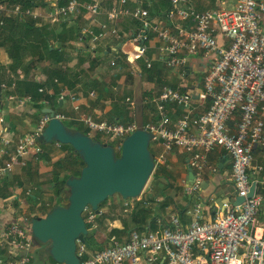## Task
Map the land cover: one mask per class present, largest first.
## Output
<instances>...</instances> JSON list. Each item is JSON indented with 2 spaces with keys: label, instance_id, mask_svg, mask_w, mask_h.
<instances>
[{
  "label": "built area",
  "instance_id": "obj_1",
  "mask_svg": "<svg viewBox=\"0 0 264 264\" xmlns=\"http://www.w3.org/2000/svg\"><path fill=\"white\" fill-rule=\"evenodd\" d=\"M170 3L161 17L150 16L140 0H114L104 12L99 2L78 0L63 4L50 2L45 13H40L39 8L22 9L17 3L10 8L19 16L49 24L72 18L80 7L92 21L103 13L106 19L96 22L98 30L93 26L95 23L82 27L79 38H88L91 51H95L93 42L124 39L122 43H130L132 51H122V56L136 67L133 72L139 77L140 59L146 68L159 59L166 69H181L182 75L188 66L192 68L188 65L192 58L202 66V91L198 82L183 88L163 84L147 100L155 103V114L144 123V129L151 135L149 146L161 148L154 155L155 166L164 165L167 153L174 147L186 154L187 168L193 172V178L190 182L183 179L182 188L194 199L193 208L187 211L190 222L184 225L179 215L173 214L168 224L161 225L158 221L155 230L131 229L126 240L110 235L107 245L91 254L87 253L85 243L77 241L79 264H155L160 253L168 264H264V219L260 220L259 216L263 196L256 192V180L253 195L248 197L254 180L250 172L263 171L261 165L254 166L252 162L254 151L264 148V0H234L233 4L216 0L214 6L203 10L194 8L189 0H170ZM0 11H7L5 4L0 5ZM126 19L139 21L135 33L120 28ZM150 50L154 51L151 56ZM116 58L119 57L110 60V66L115 65ZM0 88L8 86L1 83ZM67 95L72 109L80 113L77 120L90 131L121 141L136 127L135 121L118 124L96 120L80 112L77 96ZM67 95L62 90L58 101ZM7 98L14 96L9 94ZM41 103L46 106L48 101L42 99ZM55 117L65 119L62 113L55 112ZM48 121L49 115L43 113L34 130L12 139L0 115V179L44 152L36 138ZM216 148L223 149L229 158L233 193L244 197L239 204L230 201L233 194L220 199L219 204L215 195L202 194L206 174L218 171L216 163L210 161V154ZM203 202L214 206L212 218L203 219ZM85 212L88 214L85 223L96 227L97 214L90 208ZM25 220L19 217L0 223V248L10 256L5 264H36V248ZM54 264L61 263L54 261Z\"/></svg>",
  "mask_w": 264,
  "mask_h": 264
},
{
  "label": "trees",
  "instance_id": "obj_2",
  "mask_svg": "<svg viewBox=\"0 0 264 264\" xmlns=\"http://www.w3.org/2000/svg\"><path fill=\"white\" fill-rule=\"evenodd\" d=\"M84 1L89 2L90 0ZM141 1H143L142 5L149 10V14L152 17H161L162 12L164 10H168L171 5L170 0ZM213 1L214 0H212V2ZM65 2H67V0H57L58 4H63ZM80 2H82V0ZM16 3L20 4L22 9L27 7H47V5L50 7V1L48 0H0V5L5 4L7 9V11H0V57L2 55L3 57H6V64H8L6 66L0 63V84L5 83L8 86L7 90L2 89L0 94L1 100L4 96L8 94H13L15 95V97L18 98L29 96L33 102L32 107L34 109V112L36 114H42L41 109L45 106L41 103L42 99H46L48 101L49 106L56 112H59V109L62 105H60V101H58V96L59 93L62 91V88L64 87L68 91L70 90V92H75V90H77V84H81L79 88L80 90L90 91L93 89L98 94L99 98L100 95L105 92V88L107 90L106 92L109 91L108 87L104 86L103 82H98L97 80L89 81L87 79L82 80L81 76L79 75V72H70L69 68L66 67L63 69V67L60 66V63L62 61H65L67 63L71 60V55L69 51L74 48L71 46V41H74L80 37V26L69 24V21L73 20L72 18H66L63 21L51 25L49 23H45L41 19H33L31 17L19 16L18 14L11 12L10 8H12V5ZM77 14L78 16L75 19L76 22H78L79 19L82 20V17L85 14V9L80 7ZM125 23H123L125 24V26L122 27L123 32H134L138 29L139 21L136 19H126ZM95 29L97 28L95 27ZM68 49L69 51H67ZM79 51L85 55H89L91 52L88 50V48ZM100 52L102 55L98 57H104V49L100 50ZM83 54L77 57L78 67L81 66L86 59ZM148 55L151 56L150 51L148 52ZM116 57L119 58H116L115 65L110 66L113 70L111 75L114 78L115 76L119 77L121 75L118 71L122 70L124 66L125 68L129 66L127 65L129 63L124 59L120 52H118ZM95 60H97L96 57L94 60H90V65L93 64L92 66H94ZM46 61H48V64L44 65L41 68V72H43L46 77L45 82L40 83L38 81H35L34 79H29L31 73L34 72V69L36 67L38 68L39 66H42L43 62ZM139 64L142 82L149 83V85L153 84L154 88L156 89L155 90L151 86V88H148L145 91L141 92V98L143 101L142 115L143 121L146 124L148 120L145 119L144 115L146 113V108H148L149 102H147V100L151 99L153 94L157 93L160 90L161 86L165 84V82H167L166 84L173 88H177L178 85L176 82H169L166 79L164 72L167 69L159 59H156L153 62V66L151 68H146L142 59H140ZM5 66L11 70L13 77L16 75L17 70H21V77L18 79V76L17 78H13L7 75L5 71ZM13 73L15 75H13ZM133 77V73H131V71L128 69V72L126 74V81L129 84L133 83ZM12 83H14V87L10 88ZM180 87L183 88L181 85ZM39 88H41L42 91H39ZM129 92L130 91L126 93ZM4 108V102L0 101V111ZM132 110L133 108L131 106H129V109L126 107L122 108L119 106L117 111H113V113L115 112L114 122L118 124L133 122L134 115ZM89 131L90 130L88 128L84 127V130L82 132L89 134ZM40 144L44 149L46 148L45 144L49 143ZM62 145L68 144H60V146ZM68 146L70 147V150L66 149L65 155L63 157L51 163L49 182L51 183V188L54 191V195L53 198H49L48 206L44 207L45 212H48L52 207L63 203V201L65 200V181L69 177L78 176L80 173V169L84 165L78 153L75 152L70 145ZM50 153L51 152H49V150L47 151V149H44V152L37 157V160H41L42 162L46 163L50 162ZM31 166V161L30 159H28L26 165L19 169V171H23L24 176H26L28 179L31 177ZM15 174H13V176ZM153 175L154 177L152 179V190L154 194H151L150 198L147 197L144 199L139 198L119 200V203L122 202L123 204L122 209L126 210L124 211L126 213V217L122 218L123 228L121 230L116 229L114 231L117 235L121 233L122 237H119L120 241L128 239L130 234L128 225L130 222L135 223V225H137V228L139 229H144L145 227H150L151 225L153 226V228H155L154 216L158 212L157 210H163L165 209V207H167L166 200H160V198H162L163 196V191L170 187L168 175L165 179L164 184L160 185L161 188L157 187V190H154L155 183L161 182L162 177L166 176L164 166L157 165ZM12 179L13 178L8 175L0 179V201L10 197L13 198V203L14 205H16L15 202H17V197H12L13 192L12 190L10 191V189L11 187L17 188L19 186H22V183L18 181L14 185ZM155 191H157V193H155ZM256 192L261 193L264 197V187H262V185L257 184ZM36 196L37 195H35V192L31 194L33 200H36ZM132 200H134L133 202L135 203L130 204L129 201ZM104 202L105 201H103L102 203ZM102 203L99 204V209L101 208L100 205ZM110 208L113 212L117 211V203L114 201V203L110 204L109 209ZM101 217V215H98L97 220L101 219ZM2 220L3 219L0 218V223L2 222ZM87 224L89 223H86V227L89 228L90 226H88ZM123 237H125V239H123ZM84 243L86 244L87 248H94L93 244L96 245L95 240L91 234L86 235ZM96 246V250L103 248V246ZM3 253L4 250L2 251V249H0V254Z\"/></svg>",
  "mask_w": 264,
  "mask_h": 264
},
{
  "label": "crops",
  "instance_id": "obj_3",
  "mask_svg": "<svg viewBox=\"0 0 264 264\" xmlns=\"http://www.w3.org/2000/svg\"><path fill=\"white\" fill-rule=\"evenodd\" d=\"M50 2H55L56 0H48ZM81 1V0H80ZM114 0H90L89 2H86L84 0H82L81 3H92V2H99L101 7H102V12H104L105 10L109 9V7L111 6V3ZM153 1V0H151ZM214 0L212 2V0H189L190 5H192L194 8L196 9H207V7H209V5H206V3H214ZM141 5L143 3V1H141ZM194 5H193V4ZM228 4H233L234 0H227ZM227 4V5H228ZM88 17V15L86 16ZM106 18L104 16V14H100L97 17L96 21H92V19H85L83 18L82 21H85L87 23V25H79L80 28L88 26V25H92L93 23H95L93 26L96 27L97 24L96 22L98 21H104ZM125 21L121 22V24L119 25L120 28L123 30V26H125ZM82 24V23H81ZM81 35V34H80ZM83 35H86L85 33ZM127 35V34H126ZM124 39H122L121 41H117L115 39H104L102 42H100L95 51H91L89 49L88 46V39L83 37L82 39L78 38L74 41H71L72 46L74 47L72 50L69 51V49L67 51L70 52L71 55V60L68 61L67 63L65 61H62L60 64L61 67L64 68H69L70 72L76 71L79 72V75L81 76V79H87L89 81H94L97 80L98 82H103L104 86L108 87L109 91L106 92V88H105V92L100 95V98L98 96V94L95 92V90H90V91H84V90H80V85L81 84H77L76 88L77 90H75V92H70V90L68 91L64 86V88H62V90L64 91L65 95L67 94H73L75 96H77L79 98L80 101V112L89 114V115H94L96 120H108V121H112L114 122V118H115V112L113 113V111H117L119 106L123 103L126 104V108L129 109V106H131L132 108H134V102H135V98H136V94H138L139 92H135L134 97H129V95L125 96V99L122 95V89L121 86L119 87L118 84H120V79H115L111 73L113 72V70L109 69V67L107 66V63L113 59L115 56H117L118 51L120 52V54H122V51H132V47L130 45V43L126 42V43H122ZM90 52V54L85 55L83 53H81L79 50H85L87 49ZM102 50L104 49V54L105 56L109 53V54H113L111 57H109L108 59H106L105 57H96L95 53L98 52V50ZM122 52V53H121ZM151 54L154 53V51L150 50ZM84 55L86 57L85 61L82 63L81 66L78 67L77 65V57L79 55ZM96 57L97 60H95L94 62V66H92L93 64L90 65V60H94ZM104 59H106V61H104ZM195 60L197 59H190L188 65L190 64V66L192 68H190V72L185 76L189 83L183 82L182 84H180L181 86H189L191 84H194V82H191V79H193L194 77L191 75V71L194 67L197 66V63L200 67H202L200 65L199 60H197V63H194ZM7 62V59H6ZM129 63V62H128ZM48 61L43 62L42 66H39L38 68L36 67L34 69V72L31 73L30 78L29 79H34L35 81H38L40 83H44L45 82V75L43 72H41V68L44 65H47ZM5 65V63H4ZM129 66H127L126 68L129 69L131 71V73H133L134 75L139 76L138 73L133 72V70L136 68L133 65L127 64ZM125 67V66H124ZM133 68V69H132ZM123 69V68H122ZM80 70V71H79ZM178 73H174L172 74L171 72H168L169 69H167L164 72V75L166 77L167 72L171 73L173 76L177 77L178 74L181 73V69H178ZM177 72V71H176ZM8 75V74H7ZM12 75V73H11ZM22 73L21 70H17L16 75L14 76V78L18 79L21 77ZM5 82V81H3ZM172 82H176V81H172ZM167 82H165L166 84ZM177 83V82H176ZM180 85H178L177 87H179ZM51 91V90H49ZM93 92L94 95H90V93ZM50 93V92H49ZM15 96V95H14ZM121 97V98H120ZM22 98L21 100H23L25 97H20ZM66 102L69 103L70 110H64L63 107L65 106ZM133 103V105H132ZM4 104H5V108H4V112L5 113V122L7 127V134H9V136L12 139H16L18 137H20L21 135H23V133L18 134V131L21 129L20 126L18 125V123L22 124L23 122V127H27V123L28 124H32L31 122L29 123L27 120H31V115H29L30 113L34 112V109L32 107L33 102L31 101H27L26 99H24L22 104H18L16 101L12 102V101H8L6 98L4 99ZM60 105L61 108L59 109V112L62 113L63 115H65V119L69 120L70 123L72 121H74L77 118H72L74 120L71 119L70 117V113L71 110L74 111L72 109V103L70 102L68 95L65 96V99H63V101H60ZM22 107H26L25 111L26 113L22 112ZM13 107L15 109H13ZM17 113L18 115L15 116L13 113ZM90 111V112H88ZM134 111V109L132 110ZM76 112V111H74ZM72 112L75 116L78 115L79 116V112L74 113ZM29 113V114H28ZM93 113V114H92ZM2 114V113H1ZM0 114V115H1ZM132 114V113H131ZM155 113H153L151 110H147V118L146 120L151 118V115H154ZM4 116V114H3ZM74 116V117H75ZM23 117H27V119H23ZM109 117V118H106ZM18 118H22L23 120L20 121ZM78 121V120H77ZM9 124V125H8ZM154 147V146H153ZM50 151V149H48ZM154 151L152 152L154 155L158 154L161 151V148L158 145H155L154 147ZM64 152H62V155L59 156H53L50 153V161L54 162L56 161V159L61 158V156H63ZM167 160L165 165L168 167V180L170 182V187H168L166 190H168L167 193H163L162 198H160V200L165 199L166 200V205L167 207H165V209L163 210H157L158 212L156 213V215L154 216V220H155V228H153V226L151 225L149 227V229H157L158 228V224L161 223V225H165L168 224L169 222V218L170 215L173 214H178L180 221L182 222V224H188L191 220V216L190 214L187 213L188 210H191L193 208V201L194 199L191 198L189 195L185 194L182 188V180L186 179L188 182H190L192 179L188 178V174L190 173L189 169L187 168V164H186V154L183 153L181 150H179L178 148H173L172 151L170 153H167ZM254 159L256 160L257 158H260V162L259 165H261L263 167V171L260 173H251L250 172V176L252 177V179L257 181V184L262 185V187H264V148H258L254 151L253 154ZM55 158V159H54ZM32 158H30L31 160ZM210 161L213 163H216L217 167H218V171L215 174H206V180H205V184L203 186L202 184V194L204 197H207L209 195H215L216 196V202L219 204L221 202L220 199H224L228 196H230L231 194H233V187H232V182H231V178H230V171H231V167H230V162H229V158L226 156L225 152L223 149L221 148H216L214 151H212V153L210 154ZM257 163V164H258ZM31 164H33L31 162ZM44 163L41 161V163H39V168H38V173L42 172L43 169V165ZM50 165V164H48ZM253 165L255 166V163H253ZM51 166V165H50ZM51 169V167H50ZM19 170H15V173L18 172ZM14 173V174H15ZM178 186V188H176ZM16 192V193H15ZM17 189L13 191L12 195H15V197H17L18 199V193H17ZM171 192V193H170ZM171 194V195H170ZM263 196V195H262ZM232 196H230L231 198ZM141 198V197H140ZM11 199L10 197L6 198L5 200H1L2 202H6V200ZM13 199V198H12ZM139 199V198H136ZM110 200H112L110 203H107V205L112 204V202L115 200V196L110 197ZM116 200H118V202H120L119 200H123L120 196L119 198H116ZM0 201V202H1ZM198 200H196L195 202H197ZM121 206L123 205L122 202L120 203ZM120 206V207H121ZM264 206V197L262 200V205H261V209ZM203 207V211H202V217L203 219H209L212 218L214 216V206L211 205L210 203H206L203 202L202 204ZM100 214H98L99 216L101 215V219H98L97 221V226H96V230L92 231L93 233L91 234L92 237L95 240L96 245L98 246H105L108 243V237L110 235H115L118 239L121 236V233L119 235L116 234V232H114L116 229L117 230H121L123 228V222L122 219L117 215L118 214V210L113 212L111 211V208H100ZM0 217H2V214H0ZM97 218V217H96ZM7 221V220H6ZM158 221L160 223H158ZM4 222V221H3ZM2 222V223H3ZM101 222V223H100ZM99 227V228H98ZM137 227V225H135V223L130 222L128 225L129 230L133 229ZM148 227H145L144 229H146ZM139 229V228H138ZM144 229H139V231H143ZM123 239H125V237H123ZM120 240V239H119ZM102 241V242H101ZM94 248H87L86 251L88 254H91L94 250H96L97 247L95 244ZM1 249V248H0ZM3 251V249H2ZM10 256L7 254V252L4 250L3 254H0V258L2 259V261L0 262V264L5 263V260H7ZM155 264H168L167 260L164 258L163 253L158 254V258H157V262Z\"/></svg>",
  "mask_w": 264,
  "mask_h": 264
},
{
  "label": "water",
  "instance_id": "obj_4",
  "mask_svg": "<svg viewBox=\"0 0 264 264\" xmlns=\"http://www.w3.org/2000/svg\"><path fill=\"white\" fill-rule=\"evenodd\" d=\"M189 72L187 67L185 74ZM134 111L136 127L121 140L120 152L116 155L112 145L97 141L80 130H69L50 107L41 109L42 113L49 115V121L37 141L68 144L84 163L78 176L65 181L68 188L66 204L52 207L43 217L32 216L29 221H24L35 248L46 244L45 250L55 262L79 264L76 242L84 243L88 234L82 216L87 208L99 214V204L115 194L123 200L138 197L152 174L155 161L149 149L151 135L144 129L143 101L139 93L136 94ZM188 178H193V172L190 171ZM255 186L256 181L252 180L248 197L253 195ZM243 200L244 197L234 193L230 198L234 205Z\"/></svg>",
  "mask_w": 264,
  "mask_h": 264
},
{
  "label": "rangeland",
  "instance_id": "obj_5",
  "mask_svg": "<svg viewBox=\"0 0 264 264\" xmlns=\"http://www.w3.org/2000/svg\"><path fill=\"white\" fill-rule=\"evenodd\" d=\"M206 5H209V7H212V6H214V3H211V2L210 3H206ZM209 7H207V8H209ZM48 9H49V6L47 5V7H43V6L40 7L38 11L40 13H45ZM77 16H78V14L71 16L73 20L69 21V24L70 25H77V26H79V25H87V23L85 21H82L81 19H79V21L76 22L75 19H76ZM86 16L87 15L84 14L83 17H82V19L83 18L87 19ZM51 25H53V24H51ZM102 41L103 40L96 41V42H93L92 43L94 45V47H95V50H96L97 45L100 42H102ZM150 43L152 44V41ZM95 54H96L95 55L96 57L102 55L101 52H100V49ZM112 55L113 54H109L108 53L106 56L104 55V57L106 59H108ZM106 59H104V61H106ZM109 62L107 63V66L109 67V69L112 70V67H110ZM0 63L1 64H4L5 63L6 66L8 65V64H6V57H3V55L0 57ZM194 63H197V60H195ZM6 66H5L6 73L10 77H13L11 75V73H12L11 70L8 67H6ZM178 71H179L178 69H170L168 72H171L172 74H174V73H178ZM118 72L121 75H120L119 78H118V76H115V79L118 78L121 81L120 84H118V85H119V87L121 86L122 95H123L124 99H125V96L126 95H129V97H132L133 98L134 95H135V92H139V97L141 98V92L142 91H145L146 89L151 88V86H152V88H154V85L153 84L149 85V83L142 82L141 77H139L137 75H134V74H133V76H134L133 77V83L132 84H129L126 81V74L128 72V69L125 68V67L122 70L118 71ZM168 72H167V75H166V79L169 82H172L174 80V81L177 82V85H180V84H182L185 81H186V83H189V81L187 79H185L186 78L185 75H182L180 73V74L177 75V77H175L171 73H168ZM202 74H203L202 73V70H201L200 66L198 65V63H197V66L194 67L192 69V71H191V75L194 77L193 79H191V82H194V81L195 82H198L199 83V89L201 91H202V86H201L200 83H201ZM13 75H15V74L13 73ZM128 91H130V92L129 93H126ZM3 99H4V97H3ZM3 99L2 100L0 99V101L1 102H4ZM6 99H8V98H6ZM21 99L22 98H20V97L19 98L14 97L13 99H9L8 101H12V102H15L16 101L18 104H22L23 101H24V99L23 100H21ZM27 101H29V100H27ZM68 106L70 107L69 103L66 102L65 106L63 107V109L64 110H70ZM125 106H126V104H123V103L120 105V107H122V108L125 107ZM21 108H22V112L26 113V111H25L26 107H22L21 106ZM13 109H15V108L13 107ZM148 109L151 110L153 113H155V103H153V102H149L148 103V108H146V113L144 115L145 119L147 118V110ZM4 111L5 110L2 109L0 111V114L2 113L1 116H3V114H4L3 117H4V120H5V113L6 112H4ZM72 112H74V111L71 110V113L69 114L70 117H71V119L72 118H74V119L77 118L78 115L75 116ZM88 112H90V111H88ZM11 113H13L15 116L18 115L17 113H14L13 111ZM74 113H76V112H74ZM142 113H143V111H142ZM29 115H31V117H30L31 120L28 119L27 121L29 123L31 122L32 124L30 125V124L27 123L28 126L27 127H23V125H22L23 122H22V124L18 123V125L21 128L18 131V134L23 133V135H25L27 133H30V131L34 130V128L36 126V123L38 122V120L42 116V114H36L35 112H33V114H29ZM133 115H135V111H133ZM92 117L95 119V116L94 115ZM106 118H109V117H106ZM18 119L20 121H22L23 119H27V117H23V119L22 118H18ZM74 119H72V120H74ZM63 122H64V124L66 125V127L69 130H81V131H83L84 130V127H85V125L82 122H80L79 120L77 121V119H75L71 123L67 119L63 120ZM23 135H21V136H23ZM89 135L92 138L96 139L97 141H101V142H104V143H107V144L112 145L114 147V150L116 152V155H118V153L120 152V149H119L120 140L119 139H111L107 135H104V134L98 133V132H94V131H89ZM45 147L46 148H44V149L45 150L47 149V151H48V149H50L49 152H51V154L54 157L55 156L62 155V152H64L63 154L65 155V150L66 149L70 150L69 149L70 147L68 145H62V146L59 145L58 146L55 142H50L49 144H45ZM149 149L152 152H155L152 144H150ZM63 156H61V157H63ZM30 161L33 163L32 166H31V169L32 170L30 171V174H31V177L30 178L31 179L30 178L28 179L26 176H24L23 171H18L14 176H13L14 173L11 174V175H9L10 177L13 178L12 179V182L14 183V185H15L16 182L20 181L22 183V186H19L17 188L16 187H11V189H10V191L12 190V192L14 190H16V189L18 191L17 192L18 193L17 194L18 195V199H17V202H15L16 205H14V203H13L14 200H12V198L6 200V202H2V201L0 202V214H2V217H0V218H2L3 221L4 220H8L7 218H15L16 219V218H19V217L24 218L25 216H26V218H28L27 220L29 221V218H31L32 216H42L43 217L47 213V212L44 211V207H47L48 206V204H49V198L50 197L53 198V195H54V191L51 188V183L49 182V180H50L49 179L50 178V171H51V169H50L51 166L50 165H51L52 161H50L48 163L43 162L44 163L43 164L44 166H43V169H42V172L41 173H38V168H39V165L38 164L41 163V160L39 161V160H37V158H32ZM258 162H260V158H257L256 157V160L253 159L252 164L255 163V165H259ZM48 164H50V165H48ZM163 166L165 168L166 176L162 177L161 182L155 183L154 190H157V187L161 188L160 185L161 184H164L165 179L167 178V175H169V172H168L169 169H168V167L165 164ZM156 167H157V165L154 167V170H153L152 174L150 175V177H149L146 185L144 186V188L142 190V193L137 198H140V197L143 198V199L144 198H147V197L150 198L151 194H154V192L152 190V179L154 177L153 174L155 172ZM65 187H66V185H65ZM176 188H178V186ZM34 192H35V195H37L36 198H35L36 200H33V197H31V194H33ZM167 192H168V190H164L163 191L164 194L167 193ZM155 193H157V191H155ZM64 196H65L64 197L65 200L63 201L62 204H66L67 203V197H68V188L67 187L64 190ZM114 196H115V200L114 201L117 203V209H118V211H117L118 214L117 215L122 219L123 217H126V213L122 209V206L118 202V200H116V198H119V195L115 194V195H113V197ZM111 201L112 200H110V198L106 199L105 202L100 205V207L101 208H106V206H107V208H109L110 205H107V203H110ZM114 201L112 203H114ZM133 201L134 200L129 201V203L130 204L135 203ZM82 216H83L84 220L86 221L87 220V216H88L87 212L84 211L82 213ZM259 216H260V220L264 219V206L260 210ZM97 221H98L97 218H95V222L94 223L96 224V226H97ZM87 225L90 226L89 224H87ZM95 228L96 227H89L88 228V232H89L88 234H92L93 233L92 231H95L96 230ZM123 236H126V235H123ZM46 247H47L46 244H43V245H41V248H39V247L36 248V250H35L36 251V255H35V260H34L36 264H54V260H52V258L49 256L48 252L45 250Z\"/></svg>",
  "mask_w": 264,
  "mask_h": 264
},
{
  "label": "clouds",
  "instance_id": "obj_6",
  "mask_svg": "<svg viewBox=\"0 0 264 264\" xmlns=\"http://www.w3.org/2000/svg\"><path fill=\"white\" fill-rule=\"evenodd\" d=\"M10 88H11V87H10ZM12 88H13V87H12ZM0 90L2 91L1 88H0ZM5 90H7V89H5ZM1 91H0V94H1ZM8 95H9V94H8ZM8 95L4 96V99L7 98ZM11 95H13V94H11ZM13 96H14V95H13ZM14 97H15V96H14ZM26 97H27V96H26ZM16 98H18V97H16ZM4 99H3V100H4ZM29 101L32 102L31 98H30ZM45 107H50V106H49V104H47V105L44 106L43 108H45ZM50 108H51V107H50ZM51 109H52V108H51ZM52 110H53V109H52ZM53 111L56 112L55 110H53ZM41 113H42V112H41ZM56 113H60V112H56ZM42 114H43V113H42ZM63 120H64V119H63ZM143 122H144V121H143ZM120 142H121V141H120ZM119 146H120V145H119ZM17 169H18V168H16L15 170H17ZM18 170H19V169H18ZM13 173H15V171H14ZM136 198H137V197H136ZM136 198H134V199H136ZM132 199H133V198H132ZM99 210H100V209H99ZM99 214H100V213H99ZM97 216H98V214H97ZM24 218H26V216H25ZM7 219H8L7 221H11L13 218H7ZM14 219H15V218H14ZM27 219H28V218H26V220H27ZM29 219H30V218H29ZM7 221L4 220V222H3V220H2L3 223H5V222H7ZM2 222H1V223H2ZM87 229H88V228H87ZM35 255H36V251H35Z\"/></svg>",
  "mask_w": 264,
  "mask_h": 264
},
{
  "label": "flooded vegetation",
  "instance_id": "obj_7",
  "mask_svg": "<svg viewBox=\"0 0 264 264\" xmlns=\"http://www.w3.org/2000/svg\"><path fill=\"white\" fill-rule=\"evenodd\" d=\"M97 217V216H96Z\"/></svg>",
  "mask_w": 264,
  "mask_h": 264
}]
</instances>
